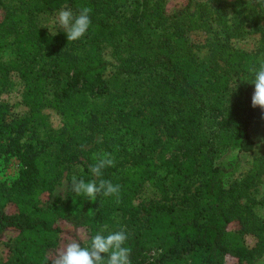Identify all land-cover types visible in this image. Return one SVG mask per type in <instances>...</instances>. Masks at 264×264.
Instances as JSON below:
<instances>
[{
	"label": "trees",
	"instance_id": "16d2710c",
	"mask_svg": "<svg viewBox=\"0 0 264 264\" xmlns=\"http://www.w3.org/2000/svg\"><path fill=\"white\" fill-rule=\"evenodd\" d=\"M193 2L169 11L168 0H0V54L13 52L0 77L19 75L28 108L9 118L0 104V164L17 161L16 178L0 180V262L6 254L4 264H51L64 242L86 246L101 228L127 231L132 264H243L264 253V221L240 202L264 176V155L229 186L215 165L224 149L253 152L250 129H264L247 72L264 54V8ZM84 6L91 26L79 41L39 24ZM198 28L212 34L204 56L188 38ZM252 34L261 37L253 52L232 47ZM46 109L63 117L61 128L47 124ZM96 133L101 155L117 163L103 178L121 186L119 199L88 201L70 177L66 197L43 207L63 172L88 161ZM76 177L95 179L87 166ZM146 186L157 198L135 203Z\"/></svg>",
	"mask_w": 264,
	"mask_h": 264
},
{
	"label": "rangeland",
	"instance_id": "374dc122",
	"mask_svg": "<svg viewBox=\"0 0 264 264\" xmlns=\"http://www.w3.org/2000/svg\"><path fill=\"white\" fill-rule=\"evenodd\" d=\"M193 1V3L196 4L197 2L199 3L205 0ZM186 3L187 0H168L167 9L169 11H174ZM59 10L54 11L49 15L39 17V24L48 34L54 35L64 33L55 23L56 14ZM188 38L194 46V51L199 56L207 54L212 42V34L209 30L204 28L193 29L189 31ZM260 38L259 34H252L242 39L233 40L231 45L235 49L253 52L258 46ZM12 58L13 52L11 49H5V51L0 54V62H7L12 60ZM23 90L24 85L17 73L9 72L0 77V104L6 107L7 117L22 118L27 113L28 108L24 105L22 100ZM261 113L264 116V112L261 111ZM43 114L45 115L47 124L50 125L52 129L57 130L63 126L64 119L56 111L46 109L43 111ZM250 135L255 143L253 152L240 153L236 148H227L222 150L217 156L215 165L220 168V178L224 186H229L234 181L242 179L251 169L254 159L264 155V129L254 123L250 129ZM101 139L102 138L98 133L94 134L91 142L85 148L86 150L89 149L91 151L88 158L90 163L94 164L96 159L102 153L103 148L101 147ZM79 161V163L69 166L68 169L63 172L61 178L54 186V189L50 194L41 197V205L43 207L50 205L56 198L64 199L68 192L70 177L82 174L84 166H87L90 169L87 159L80 158ZM114 164L117 163L114 162ZM4 165L6 166L4 167ZM16 176L17 161L15 158H11L6 164H0V180L11 182L16 178ZM151 198L156 199L157 195L152 189H150L149 186H146L142 193L136 198L135 203L142 204ZM240 202L242 205H247L260 220L264 221V176L260 178L255 190L247 198L242 199ZM231 227L236 229L238 228V225L234 223ZM244 240L246 246L251 249L255 246L257 239L253 235L248 234L245 236ZM66 244L67 242H64V245H62L60 250H62ZM5 259L6 254H3L2 262H5ZM2 262H0V264H4ZM226 264H235V262L227 259ZM243 264H264V253L253 261H246Z\"/></svg>",
	"mask_w": 264,
	"mask_h": 264
},
{
	"label": "clouds",
	"instance_id": "9594fccd",
	"mask_svg": "<svg viewBox=\"0 0 264 264\" xmlns=\"http://www.w3.org/2000/svg\"><path fill=\"white\" fill-rule=\"evenodd\" d=\"M246 8H264V0H247ZM92 9L84 6L74 13L70 8H61L56 14L55 23L65 34L67 41L75 42L83 39L90 26ZM250 84L254 91L251 96V106L264 112V54H261L247 68ZM114 166V160L109 153H104L90 166V173L95 179L85 180L73 176L71 190L77 196H83L88 201L95 202L97 195L116 197L119 199L121 186L113 184L103 178V170ZM91 212V210L89 211ZM101 228L88 241L86 246L76 239H71L62 250L53 254L51 264H132V249L126 246L129 239L127 231L123 228L104 234Z\"/></svg>",
	"mask_w": 264,
	"mask_h": 264
}]
</instances>
